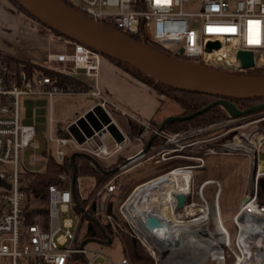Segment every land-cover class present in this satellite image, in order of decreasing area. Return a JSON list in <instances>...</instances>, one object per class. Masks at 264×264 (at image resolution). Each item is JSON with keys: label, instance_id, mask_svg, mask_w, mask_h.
Segmentation results:
<instances>
[{"label": "built area", "instance_id": "built-area-1", "mask_svg": "<svg viewBox=\"0 0 264 264\" xmlns=\"http://www.w3.org/2000/svg\"><path fill=\"white\" fill-rule=\"evenodd\" d=\"M84 14L113 26L130 36H137L146 43L154 44L163 52L187 58L188 61L204 64L218 69L234 72H248L264 65V0H63ZM40 27L45 36L54 37L61 42V51H50L40 63H35L54 72L78 77L86 85L85 91H66L53 84L50 77L38 71L28 73L24 68H14L8 61L7 53L0 50V264H25L28 257H39L45 264H69L73 254L84 256L91 252L94 255L87 264H129L123 255L112 260L100 251L88 250L84 243L76 244L77 231L82 215L94 197H99L96 206L97 214L109 222L113 229L119 228L135 238L150 254L153 264H203L207 260L211 264H264V232L258 219H264V204L256 199L254 189L245 193L232 214L231 223L234 235L230 239L226 227L217 228L212 214H219L217 196L220 191L219 181L212 178L201 180L193 186L192 168H201L205 157L216 153L212 146L217 136L200 138L214 129L213 124L201 125L176 132H169L149 118H142L125 105L116 101L100 83V63L102 56L96 50L83 43L65 38L50 31L43 25ZM217 42L214 57L206 53L207 43ZM250 51L253 56L252 67L242 66L244 52ZM34 63V62H31ZM79 69L82 71L80 72ZM79 78V77H78ZM82 93L90 101L88 108L72 118L74 123L86 111L99 106L122 134L117 141L102 124L98 130L84 136L78 143L70 135L66 137H50L53 142L52 155L62 161L68 150L84 152L93 158L110 160L130 142L125 128L119 125L114 115H119L128 123L138 127L140 147L125 159L113 162L107 170V177L101 181L86 203L79 207L77 213L72 198L71 182L67 187L49 184L47 193V222L42 225L32 221L26 223L23 216L25 191L19 185V167L27 170L21 154L25 148L38 147L36 129L33 123L21 122L20 99L23 96H46L51 104L55 95ZM96 119L100 121L97 115ZM261 118H264L262 116ZM51 121V117L49 118ZM88 123V121L86 120ZM101 122V121H100ZM89 124V123H88ZM226 124V123H224ZM90 125V124H89ZM221 125V123H218ZM128 126V125H127ZM130 127V126H128ZM250 132L246 140L257 149L264 143V133ZM109 143L105 142V138ZM151 139L146 151H142L146 142ZM210 142L212 144L207 145ZM222 151H229L231 146L221 143ZM186 147L189 152L184 153ZM196 147V149H193ZM256 152V151H254ZM257 152L254 153V167L258 166ZM155 162L168 161L174 157L196 160L195 163L176 165L171 169L155 175L134 185L128 194L116 206V212L123 223L112 213L106 211L109 195L120 187V177L143 159L154 157ZM39 159L30 157L31 163ZM173 170L189 172V183L184 189V203L177 209L174 193L172 218L179 220L176 234L164 241L152 234L155 228L147 224L150 214L138 218L131 208L137 193L147 185L158 181ZM34 172V171H30ZM259 172L255 170L254 178ZM62 178L65 175H61ZM206 184L214 185L213 200H208L203 188ZM222 222V220H221ZM262 232V234L260 233ZM196 235L195 238L193 237ZM107 239L104 241L106 242ZM102 241V240H101ZM209 249L207 255L197 258L196 250ZM102 257L103 262L96 261Z\"/></svg>", "mask_w": 264, "mask_h": 264}, {"label": "rangeland", "instance_id": "rangeland-1", "mask_svg": "<svg viewBox=\"0 0 264 264\" xmlns=\"http://www.w3.org/2000/svg\"><path fill=\"white\" fill-rule=\"evenodd\" d=\"M26 18L29 19L28 17ZM29 21L35 26H40L31 19H29ZM48 39L50 41L49 49L51 51H61L63 49L62 43L57 41V39ZM47 41L48 40L46 39L45 42L47 43ZM44 54H46V52ZM102 60L107 59L102 57ZM35 61L39 62V60ZM140 87L141 88H138L139 95H136L135 97L132 94L128 95L132 97L131 99L135 101L136 104L138 103L144 107V109L149 108L150 113L147 115L143 113L142 109H136L133 105H127L131 111L138 114L140 117L150 118L159 125L165 114L169 112H181L180 106L172 96L164 97L158 95L150 88L145 87L144 84H142ZM72 95L74 94L55 95L51 104L49 103L46 96L42 95L35 97H21L20 111L25 113L26 122L35 123L37 130L36 139L38 140L37 148H25L21 154L25 166L27 170H29H22L21 166L19 167V185L23 186V188L26 186L30 177V171H42L45 167V160L41 156V153L45 148L46 139L58 136L69 138L70 133L67 130L66 124L68 120H71L69 119L70 116L89 104V101L85 95L75 94L77 95L75 97ZM113 98L121 104L124 103L114 96ZM33 107L35 108V111H33ZM49 112L54 118L53 122L48 120ZM262 116H264V109L251 112L245 116L234 119H230L228 116L223 120L201 124L214 125V129H211L208 131V133L203 134L200 136V138L219 135L217 138L212 140L215 143L212 146L215 147L217 152L205 157L206 161L203 167L191 169L193 174V186L195 188L196 185L204 178H212L219 181L220 191L217 196L219 214L221 216L222 224L229 231L231 240L234 235V227L231 223V217L234 208H237L240 198H242L245 193H248L254 189V183L256 184L257 193V179L259 176H264V173H261L257 179L254 178L255 170L256 172H264V165L263 167H260V163L264 164V157L261 158V155H264V143L257 149L256 147L258 141L255 138L253 141L256 144V147H253L252 144H250L245 138V136H247L250 132L253 133L257 131L258 133L255 135H262L264 133V118H261ZM114 117L119 125L127 130L130 136V142L110 160H107L108 162H113L119 159L123 160L127 155L134 153L140 147V142L137 138L138 127L134 131L131 127H128L131 126L129 122L126 123L122 117L116 114ZM218 123H221V125H218ZM132 124L134 123L132 122ZM173 128L174 125L166 128V130L169 132H174L172 131ZM247 137H249V135ZM50 142L53 145V142ZM105 142L107 144L109 143L108 137L105 138ZM202 143H208L207 145L212 144L210 142H201V144ZM221 143H227L229 146H231L229 151H222L219 146ZM53 148L54 147L52 146V149ZM189 149L190 147H186L184 153H187V155L195 154L193 151L189 152ZM193 149H196V147H193ZM254 151L257 152V167H254V153H256ZM32 155L39 159L37 163L30 162V157ZM155 157L157 156L145 158L135 166L131 167L120 177V183L130 187L134 183L158 173L169 162L180 163L182 165L196 162V160L184 157H174L167 162H155ZM79 189L81 193L84 194L90 189V185L85 178L79 180ZM213 190L214 185L212 184H206L204 186L203 192L208 200H213ZM123 195L124 194L122 193L121 188H118L115 192L109 195L107 204L112 205L113 212L116 213V206L123 199ZM84 239V224L82 223L77 231L76 244H79ZM84 246L88 250L105 253L115 261L123 256L122 245L118 238H113L110 243L101 240L96 241L89 238L84 242ZM92 255L94 254L91 252L86 253L83 258L80 259L79 264H86ZM96 261L103 262L104 260L102 257H97ZM203 264H211V262L207 260Z\"/></svg>", "mask_w": 264, "mask_h": 264}, {"label": "water", "instance_id": "water-1", "mask_svg": "<svg viewBox=\"0 0 264 264\" xmlns=\"http://www.w3.org/2000/svg\"><path fill=\"white\" fill-rule=\"evenodd\" d=\"M14 1L47 28L59 32L68 39L83 43L102 55L126 63L164 85L217 96L209 104L193 113L167 115L160 121V129L173 121L195 116L214 105H220L230 119L264 109V101L245 109H239L230 100V98L264 97V73L218 69L169 55L151 47L143 39L134 38L111 25L93 19L63 0ZM217 45V42L207 43L206 53L208 56L214 57V49ZM241 63L245 68L254 65L250 51L242 54ZM79 71L82 70L79 69ZM78 77L83 78L82 74H79ZM95 115L101 122L96 119ZM109 121L110 119L104 111L99 106H95L92 110L86 111L84 116L68 125L67 130L78 143H81L84 141V136L90 135L93 130L100 129L102 124H107ZM107 130L117 141L122 140V134L114 123H109ZM150 142L151 139L146 142L142 151L148 149ZM72 157L71 154L70 160L73 162ZM74 179L75 168L71 177V190L72 198L77 204L73 188ZM175 197V206L179 209L184 203L185 195L176 193ZM163 221L150 214L147 224L151 228H155L161 226ZM91 239L100 241L98 238ZM106 242H110V238H107Z\"/></svg>", "mask_w": 264, "mask_h": 264}, {"label": "trees", "instance_id": "trees-1", "mask_svg": "<svg viewBox=\"0 0 264 264\" xmlns=\"http://www.w3.org/2000/svg\"><path fill=\"white\" fill-rule=\"evenodd\" d=\"M8 1H10L14 5V7L18 12L22 13L29 19L33 20V22L42 25L37 21V19H35L28 12H26L14 0H8ZM49 30L56 34H60L59 32L54 31L52 29ZM64 37L67 38L66 36ZM133 37L137 38V36H133ZM147 44L159 51H163L161 48L155 46L154 44L151 43H147ZM167 54L172 55L170 53ZM101 56L106 58L110 62L114 63L115 65L119 66L134 78L150 86L158 95L164 97L172 96L181 108V112H180L181 115H187L193 113L201 109L203 106L209 104L215 98H217V96L211 94L187 91V90L173 88L164 85L126 63H123L117 59L102 54ZM172 56L187 60V58L185 57L176 56V55H172ZM8 61L10 65L13 66L14 68H24L28 73H31L33 71H38L41 74L49 76L53 84L62 87L66 91L68 90L73 92L78 90L85 91L87 89L84 82L78 77L57 73L50 69L37 65L35 63H31L29 60H24L11 55L8 56ZM248 72L264 73V65L261 67L254 68ZM230 100L239 109H245L249 106L263 102L264 97L260 96V97H249V98H230ZM227 117L228 115L226 111L220 105H214L212 107L207 108L205 111L199 112L195 116L173 121L164 128L166 129L174 125L172 131L176 132L182 129L196 127L201 124L212 123L218 120H223ZM129 124L131 125L130 127L135 131L137 126L132 124V122L130 121ZM71 154L73 155L72 157L73 162L70 160ZM41 156L45 160L44 169L42 171L31 172L27 184L24 187L25 199L23 204V216H24V221L26 223L36 221L44 226L46 225L47 214H48L46 187L49 184H57L58 186H62V187L69 186L75 168V179L73 181V188H74L77 204L74 205V209L78 213L79 207L83 206L86 203L87 199L89 198L95 187L107 177L108 174L107 170L112 165L109 164L107 160L93 158L84 152L76 151V150H68L65 153L62 161L55 160V158L52 155L51 149L48 147L44 148V150L41 153ZM176 165H182V164L169 162L158 173L150 177H147L139 182H136L130 187L121 183L119 188H121L122 193L124 194L123 198H125V196L131 190V188L137 183H140L155 175L165 172ZM61 175H65V177L62 178ZM83 178H85L88 184L90 185V189L85 194L81 193L79 189V180ZM256 199L259 203L264 204V176H259L257 179ZM98 203H99V197H94L92 202L90 203V205L88 206L85 213L82 215L80 219L79 226L82 223L84 224V238L87 239L98 238L102 241H104L107 238H110V242L112 241L113 238H118L122 245V253L128 259L129 264H153V260L150 254L148 253V251L135 238L130 236L124 230H121L119 228L113 229L110 226L109 222L103 220L100 217V215L97 214L96 206L98 205ZM106 211L108 213H112L113 216L118 221L123 223L121 217L117 214V212L115 213L112 211L111 204H106ZM81 258H83V256H81L80 254L78 253L73 254L71 256L69 264H79ZM25 264H45V263L39 257H28L25 261Z\"/></svg>", "mask_w": 264, "mask_h": 264}, {"label": "crops", "instance_id": "crops-1", "mask_svg": "<svg viewBox=\"0 0 264 264\" xmlns=\"http://www.w3.org/2000/svg\"><path fill=\"white\" fill-rule=\"evenodd\" d=\"M48 38H51L52 40L54 37L45 36L44 31L40 27L31 24L29 19H27L25 15H23L22 13L18 12L10 1L0 0V50L1 51L11 56H15L24 60H29L30 62L40 63L45 58L46 54L51 51L49 49L50 41ZM46 39L48 40L47 43L49 45L45 42ZM45 52L46 54H44ZM35 60H39V62ZM100 83L102 87L106 89L112 96L123 101L124 102L123 104L126 105V107H128L127 105L129 106L133 105L135 106L136 109H142L143 113L147 115L148 113H150L149 108L144 109V107H142L138 103L136 104L135 101L131 99L132 97H130L128 94H132L134 95V97L136 95H139L138 88H141L140 86H142V84H144L145 87H148L151 90L153 89L147 84L134 78L128 72H126L119 66L115 65L114 63L110 62L109 60L107 61L101 59ZM78 91L80 92V90ZM76 94L80 95L82 93H76ZM72 96L75 97L77 95L74 94ZM89 105H90V101L89 104L84 106L76 113L72 114L69 119H72L76 115L83 113L88 108ZM33 111H35L34 107H33ZM170 114H180V112L179 111L169 112L165 114L164 117ZM25 117H26L25 113L21 111V121H23V123H33L35 126L34 122H26ZM50 117L52 119L51 121L49 120ZM48 120L50 122L54 121V118L50 112H49ZM68 123L69 120L67 124ZM36 134H37V130H36ZM58 137H62V136H58ZM52 146L53 145L50 142V139H46L45 147L50 148L51 152L53 150ZM263 157L264 155L262 154L261 158ZM242 199L243 197L240 198L239 201H241ZM234 211L235 208L233 212ZM86 240L87 238H85L83 242H85Z\"/></svg>", "mask_w": 264, "mask_h": 264}, {"label": "bare ground", "instance_id": "bare-ground-1", "mask_svg": "<svg viewBox=\"0 0 264 264\" xmlns=\"http://www.w3.org/2000/svg\"><path fill=\"white\" fill-rule=\"evenodd\" d=\"M263 165L260 163V167H263ZM189 177V172L186 170H173L158 181L141 189L133 200L134 204L131 208L136 211L135 215L138 218L145 216L147 213H153L165 219V222L161 226L155 228L154 232H151L164 241H169V238H172L176 234L179 227V220L171 216L173 197L174 193L183 192L186 189ZM212 217L213 221L217 224V228L222 227L220 217L216 213L212 214ZM258 220L263 223L261 230L264 232V219ZM262 232L260 231L261 234ZM195 236L194 234L193 237L195 238ZM208 250L206 248L196 250L193 253L199 259L205 257Z\"/></svg>", "mask_w": 264, "mask_h": 264}]
</instances>
